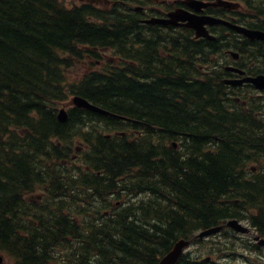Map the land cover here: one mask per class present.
Wrapping results in <instances>:
<instances>
[{
	"label": "trees",
	"instance_id": "16d2710c",
	"mask_svg": "<svg viewBox=\"0 0 264 264\" xmlns=\"http://www.w3.org/2000/svg\"><path fill=\"white\" fill-rule=\"evenodd\" d=\"M136 19L119 6L0 0V251L11 264H157L176 240L199 244L196 232L229 217L264 236L262 107L234 106L236 121L221 74L191 66L186 47L203 60L216 42L185 35L163 59ZM99 49L110 50L101 68L69 72ZM70 94L127 120L73 107L60 122ZM225 248L176 264H218L203 254Z\"/></svg>",
	"mask_w": 264,
	"mask_h": 264
},
{
	"label": "flooded vegetation",
	"instance_id": "af4514ba",
	"mask_svg": "<svg viewBox=\"0 0 264 264\" xmlns=\"http://www.w3.org/2000/svg\"><path fill=\"white\" fill-rule=\"evenodd\" d=\"M203 1L214 3L199 11V14H209L232 24L231 27L222 24L209 26L210 31L216 35L217 40L214 41L217 44L210 50L212 60L208 62V67L224 70L233 69L228 72L230 78L254 75L255 71L264 70V39L255 38L254 33H251L250 36L242 30H238V28H244L252 32L264 33V0ZM129 2L131 4L129 12L136 15L138 30L145 33L148 38L156 39L159 56L168 59L179 55L180 52L170 46L168 42L177 43L184 38L185 26L182 24H149L145 21L152 17H169V13L178 7L191 10L189 0H129ZM159 36L165 37V40ZM147 42L154 44V40ZM187 48L188 51L195 53L191 59V66L195 67L197 64L199 67L201 65L199 52L194 51L195 47L193 51H191L192 47ZM185 59L189 61L190 57L180 56V62ZM234 70L244 71V74H239ZM241 86L248 89L251 84L244 83ZM231 90L229 89L230 92Z\"/></svg>",
	"mask_w": 264,
	"mask_h": 264
},
{
	"label": "rangeland",
	"instance_id": "374dc122",
	"mask_svg": "<svg viewBox=\"0 0 264 264\" xmlns=\"http://www.w3.org/2000/svg\"><path fill=\"white\" fill-rule=\"evenodd\" d=\"M78 1L79 0H65L67 4L77 3ZM87 67H88L87 61L81 64H77L76 66H74V68L70 70V73L72 75L81 74L82 71H85ZM244 90L245 88L241 89L240 91L242 96L244 95ZM247 96L250 98V97H253L254 95H250L248 93ZM262 101L264 102V97L262 98ZM33 196H36V194L34 193ZM241 222L244 225L250 226L247 220H241ZM225 229L220 233H217L215 235H212L204 239L199 244L192 245L189 249L192 250V252L196 253L198 250H202L203 248L213 246V248L216 249L217 247H220V245L225 244L226 247H230V248L228 249L225 248L223 250V254L233 253L232 257H235L234 259H232L233 263L235 264H241V263L264 264V247H258L256 244H254L255 242L253 240V237L255 234L253 233L238 234L229 228H225ZM253 232L255 231L253 230ZM256 234H259V233L256 231ZM231 243H234V245H231ZM231 248H234V249H231ZM218 254L220 253H217L213 256H216ZM4 257H5L4 264H11L10 260L7 258L5 254H4ZM218 261L223 262V261H220V259H218Z\"/></svg>",
	"mask_w": 264,
	"mask_h": 264
},
{
	"label": "water",
	"instance_id": "95a60500",
	"mask_svg": "<svg viewBox=\"0 0 264 264\" xmlns=\"http://www.w3.org/2000/svg\"><path fill=\"white\" fill-rule=\"evenodd\" d=\"M194 25L196 26L197 30L199 34H204V30H202L201 27H199L198 23L195 22V19L193 21ZM262 37H264L263 35H260ZM249 81H251L256 87L258 88H264V75H259L255 78H249ZM227 83H232L234 84L235 81H231L228 80L226 81ZM242 80H239V83H241ZM72 103L78 107H83L101 114H109L108 111L99 108L95 105H92L91 103H89L86 99L80 97V96H75L72 99ZM66 112L64 110H60L59 114H58V119L60 121H65L66 120ZM227 225L231 226L232 228L238 230V231H246L247 229L245 227H243L242 225H240L238 223L237 220H228ZM222 228L221 226H216V227H211L208 229H205L203 231L200 232V236L202 235H209L212 233H215L217 231H219ZM257 238V237H256ZM259 243L264 244V239H261L259 241ZM189 244L188 240L185 239H179L175 242V244L173 245L172 249L170 251H168L158 262V264H175L176 261L178 260L179 256L181 255L183 249ZM3 262V256L0 254V264H2Z\"/></svg>",
	"mask_w": 264,
	"mask_h": 264
},
{
	"label": "bare ground",
	"instance_id": "6f19581e",
	"mask_svg": "<svg viewBox=\"0 0 264 264\" xmlns=\"http://www.w3.org/2000/svg\"><path fill=\"white\" fill-rule=\"evenodd\" d=\"M162 40H165V37H163V36H159ZM166 38H168V37H166ZM181 53V52H180ZM215 71H218L219 72V74H221V75H224V74H226V70H224V69H214ZM186 81V80H185ZM193 81H195V79L194 78H191L190 80H189V82H193ZM226 89V91L228 92L227 94H226V97L228 98V100H229V98H230V95H231V92L229 91V89H232V88H225ZM217 90V89H216ZM233 90V89H232ZM223 107H224V109L230 114V115H232L233 117H234V119L236 120V121H243L242 120V116H241V112L240 111H236V109L237 108H235L230 102H228L226 99H225V101H224V104H223ZM227 107V108H226ZM246 121H252V123H255V124H252L251 125V127H255V128H259L258 126H257V124H256V121H255V119L254 118H252V117H248L247 118V120ZM87 124H88V122H86ZM251 124V123H250ZM89 126V125H88ZM129 180V179H128ZM226 230V229H225ZM260 252V251H259Z\"/></svg>",
	"mask_w": 264,
	"mask_h": 264
}]
</instances>
